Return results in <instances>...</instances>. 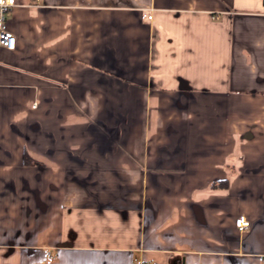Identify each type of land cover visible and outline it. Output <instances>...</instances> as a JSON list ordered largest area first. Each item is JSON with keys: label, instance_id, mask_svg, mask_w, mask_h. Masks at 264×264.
Masks as SVG:
<instances>
[{"label": "crops", "instance_id": "0c3cea01", "mask_svg": "<svg viewBox=\"0 0 264 264\" xmlns=\"http://www.w3.org/2000/svg\"><path fill=\"white\" fill-rule=\"evenodd\" d=\"M15 1L0 264H261L264 0Z\"/></svg>", "mask_w": 264, "mask_h": 264}, {"label": "built area", "instance_id": "2783aa9c", "mask_svg": "<svg viewBox=\"0 0 264 264\" xmlns=\"http://www.w3.org/2000/svg\"><path fill=\"white\" fill-rule=\"evenodd\" d=\"M15 5V0H0V47L11 50L16 46V38L15 35L8 29L5 18L6 14L9 13ZM143 16L148 19L151 18L150 14H143ZM234 224L238 229H243L250 225L248 219H246L243 215L238 216L235 219ZM51 261L52 257L50 256L47 258L46 262L49 263ZM261 264H264V261Z\"/></svg>", "mask_w": 264, "mask_h": 264}]
</instances>
